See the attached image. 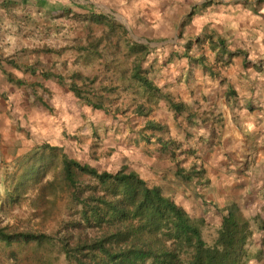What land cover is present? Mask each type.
Listing matches in <instances>:
<instances>
[{
	"label": "rangeland",
	"instance_id": "1",
	"mask_svg": "<svg viewBox=\"0 0 264 264\" xmlns=\"http://www.w3.org/2000/svg\"><path fill=\"white\" fill-rule=\"evenodd\" d=\"M55 1L56 7L42 13L14 2L0 10V60L7 58L2 54L11 46L12 35L13 61L20 71L34 75L29 85L16 88L17 99L27 96L51 112L59 108L69 113L68 120L60 123L58 140L43 139L26 120L19 127L28 142L17 138L15 145L8 142L0 148V228L9 234H44L53 239L8 244L0 238V264H72L60 252L65 236L100 234L98 227H79L82 204L74 194L95 185L96 179L79 174L78 188L69 185L63 171L65 158L100 172L126 167L150 186L161 187L179 206L173 187L190 188L185 174L196 177L202 172L200 157L172 133L188 129L186 108L181 105L176 112L167 91L153 94L135 78L138 69L155 82L165 61L157 62L153 53L159 55L166 45L153 43L139 20H126L114 8L104 12L89 0L87 7H81L83 0H68L63 8ZM95 16L105 19L99 22ZM67 95L71 102H65ZM59 98L60 104L55 103ZM79 108L83 120L78 124ZM156 164L163 167L162 178L152 184L148 175L156 173ZM174 170L175 178L168 177ZM193 206L190 216L201 218L197 211L202 205ZM214 214L202 217L208 243L215 240L224 218Z\"/></svg>",
	"mask_w": 264,
	"mask_h": 264
},
{
	"label": "crops",
	"instance_id": "2",
	"mask_svg": "<svg viewBox=\"0 0 264 264\" xmlns=\"http://www.w3.org/2000/svg\"><path fill=\"white\" fill-rule=\"evenodd\" d=\"M58 1L67 6L68 0ZM89 1L104 12L114 8L126 20H139L153 43L166 45L159 55L153 53L157 62L165 61L153 83L186 108L188 129L172 133L200 157L202 167L201 175L185 180L190 188L173 187L175 197L188 213L194 204L202 205L197 213L205 219L214 213L223 218L227 206L236 204L250 221L247 264H264V0ZM9 2L39 13L56 7L55 0H0V10ZM10 39L2 54L7 58L0 60V148L8 142L13 146L17 138L28 142L19 127L26 120L43 139L58 140L69 113L45 110L27 96L17 99L16 88L29 85L34 75L18 69L15 39ZM64 98L72 101L71 95ZM77 112L79 124L82 111ZM155 166L156 173L148 175L152 184L162 178L163 167Z\"/></svg>",
	"mask_w": 264,
	"mask_h": 264
},
{
	"label": "trees",
	"instance_id": "3",
	"mask_svg": "<svg viewBox=\"0 0 264 264\" xmlns=\"http://www.w3.org/2000/svg\"><path fill=\"white\" fill-rule=\"evenodd\" d=\"M95 19L100 22L105 17ZM135 78L147 91H161L138 69ZM167 99L173 110H181V105ZM63 171L74 188L79 174L96 179L95 185L81 187L74 194L82 204L79 227H98L100 234L65 236L60 252L72 264H247L250 260V221L236 204L227 206L215 240L208 243L203 234L205 219L191 217L161 187L150 186L135 171L122 167L115 173L100 172L70 158L64 159ZM191 177L184 176L186 180ZM0 238L8 244L53 240L44 234H9L3 228Z\"/></svg>",
	"mask_w": 264,
	"mask_h": 264
}]
</instances>
